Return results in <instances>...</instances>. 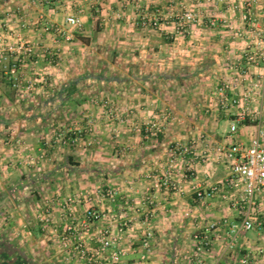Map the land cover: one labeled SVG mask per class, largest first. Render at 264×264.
<instances>
[{
    "label": "crops",
    "instance_id": "1",
    "mask_svg": "<svg viewBox=\"0 0 264 264\" xmlns=\"http://www.w3.org/2000/svg\"><path fill=\"white\" fill-rule=\"evenodd\" d=\"M42 1L0 0V264H89L63 246L61 231L70 214L81 222L91 207L106 214L84 234L91 248L100 230L117 233L123 218L132 220L116 246L125 252L121 264H191L194 234L213 223L202 264H264V225L242 231L227 248L246 204L228 181L232 162L219 147L251 146L258 125L240 120L239 107L225 111L217 94L246 70L249 80L229 95L264 119V0ZM185 10L200 20L178 34L170 17ZM159 11L166 15L161 29L139 25L142 13ZM69 14L81 15L85 26L67 41L49 26ZM214 18L218 25L211 27ZM19 42L36 48L22 64L25 81H41L31 91L8 79L14 56L7 48ZM246 50L258 53L257 65L249 66ZM59 115L62 128L55 126ZM151 119L163 131L147 139L146 126L141 132L135 125ZM165 176L181 189L164 186ZM215 185L220 191L212 197L195 192ZM108 189L116 190L115 199L104 196ZM256 200L254 217L264 223V195ZM148 233L152 250L143 258Z\"/></svg>",
    "mask_w": 264,
    "mask_h": 264
},
{
    "label": "built area",
    "instance_id": "2",
    "mask_svg": "<svg viewBox=\"0 0 264 264\" xmlns=\"http://www.w3.org/2000/svg\"><path fill=\"white\" fill-rule=\"evenodd\" d=\"M36 3L42 0H33ZM90 5H97L105 0H84ZM259 0H253L254 3H258ZM176 25V31L178 34L188 33L190 26L197 23L200 20V13L192 10H185L176 15H172ZM166 15L162 12L151 14L144 12L140 15L138 21L139 25L150 29H161L165 23ZM244 20L251 22V15L245 14ZM211 27L218 25L216 18L210 21ZM28 22H23L22 26L26 27ZM84 19L78 14H69L65 17V21L61 25L52 24L50 30L58 36L64 38V40H73L77 32L84 30ZM241 36V33H239ZM261 38L264 39V32L261 34ZM8 52L14 56L11 65L7 70L8 79L10 80L13 87L16 89H25L27 91L33 90L38 84H41L39 79L25 81L22 76V64L25 63L26 59L32 58L36 53L34 45H29L26 42H19L17 44L9 45L7 48ZM246 60L251 65H257L259 63V55L257 52L246 50ZM243 80H249V72L241 70L239 74L234 77L232 82H225L222 86L217 89L219 96V103L221 107L229 112L233 107H239L238 118L245 120L247 117H251L258 125L257 137L253 140L251 146L244 144H232L222 145L219 147L220 153L224 154L232 162V175L228 181L230 184L238 189H241L244 196L241 198L242 202L246 205L244 211L243 220L240 224H234L231 226V240L227 243V248L232 249L237 245L238 234L242 231L254 230L258 227H263L264 223L256 221L254 214L256 212L257 196L264 195V119L262 112H253L248 106L242 104V98L236 96H230L229 92L234 91L235 86ZM26 82V83H25ZM257 87V86H255ZM264 90V83L261 87ZM244 99L252 98V93L249 92L242 96ZM109 101L104 102V106H109ZM143 126H146L145 129ZM136 129L141 132L144 129V136L147 139L157 138L163 131V124L155 119L147 120L144 125H135ZM237 130V125L232 126V131ZM78 135L82 136V131L77 130ZM77 136L74 138V142H78L82 137ZM58 140L62 143H66L65 134L60 133ZM189 169H192L190 167ZM188 176V174H187ZM163 185L169 190L179 191L181 185L178 181L171 177L165 176L163 179ZM219 186H211L207 191L196 189L197 196L201 199L212 197L219 193ZM106 197L115 199L117 192L114 189H108L105 192ZM226 198V196H224ZM69 200H72L69 199ZM70 202V201H69ZM241 201L234 200V206H238ZM67 205V203H66ZM106 214L95 208H89L85 213V219L81 222L77 220L74 214H70V220L64 229L61 231V240L63 246L73 251L80 258L84 259L89 264H102L104 261V254L111 250L110 259H106L108 264H121L122 258L125 255L124 251L118 250L116 246L122 240V235L126 233L132 222L131 219L123 218L120 222V228L117 233L110 229H102L98 232L96 240L98 245L91 248L86 240L84 234L91 233L93 226H99ZM41 222L43 223V229H47L50 223L48 212L46 211L41 215ZM216 228V223L210 224L206 230L198 231L194 234L195 249L187 256L191 264H202L204 256L211 250L212 247V235L211 230ZM152 235L146 234L143 239L142 247L144 248L143 258H147L152 250L151 243ZM244 263L251 262V256L246 255L243 258Z\"/></svg>",
    "mask_w": 264,
    "mask_h": 264
},
{
    "label": "rangeland",
    "instance_id": "3",
    "mask_svg": "<svg viewBox=\"0 0 264 264\" xmlns=\"http://www.w3.org/2000/svg\"><path fill=\"white\" fill-rule=\"evenodd\" d=\"M63 116H64V115H59V117H60V118H59V121H58L57 123H55V126H58V128H62L61 123L64 121V120H62V117H63ZM55 126H54V127H55ZM60 126H61V127H60ZM49 127H51V129L54 128V127H52V125L49 126ZM58 128H57V129H58ZM4 143H5V142H4Z\"/></svg>",
    "mask_w": 264,
    "mask_h": 264
}]
</instances>
